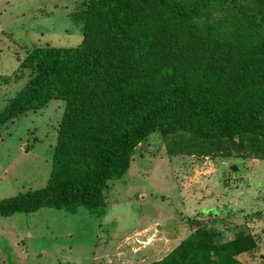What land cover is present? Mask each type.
Returning a JSON list of instances; mask_svg holds the SVG:
<instances>
[{"label":"trees","instance_id":"1","mask_svg":"<svg viewBox=\"0 0 264 264\" xmlns=\"http://www.w3.org/2000/svg\"><path fill=\"white\" fill-rule=\"evenodd\" d=\"M214 6L87 0L80 45L35 48V74L0 111V129L50 99L64 110L46 184L0 198V215L81 206L103 215L108 182L157 130L184 148L264 158V10ZM213 235L197 228L148 264H244L237 256L256 247L250 234L222 244Z\"/></svg>","mask_w":264,"mask_h":264},{"label":"rangeland","instance_id":"2","mask_svg":"<svg viewBox=\"0 0 264 264\" xmlns=\"http://www.w3.org/2000/svg\"><path fill=\"white\" fill-rule=\"evenodd\" d=\"M86 1L0 0V111L34 76L35 48L81 44ZM233 1L264 10L262 0ZM63 110L50 99L1 126L0 198L46 184ZM180 140L157 130L138 143L103 191V215L83 206L0 215V264H148L197 228L210 229L215 244L252 235L255 249L237 258L264 264V158Z\"/></svg>","mask_w":264,"mask_h":264}]
</instances>
